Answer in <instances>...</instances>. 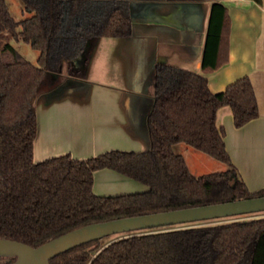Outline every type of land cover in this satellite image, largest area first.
Masks as SVG:
<instances>
[{
	"label": "trees",
	"instance_id": "1",
	"mask_svg": "<svg viewBox=\"0 0 264 264\" xmlns=\"http://www.w3.org/2000/svg\"><path fill=\"white\" fill-rule=\"evenodd\" d=\"M20 1L30 15L16 20L7 1L0 0V34L9 31L38 56L34 64L8 41L0 44V238L37 246L90 222L264 195V187L248 189L226 151L224 129L216 123L223 105L231 108L236 126L257 116L250 79L243 76L212 92L204 75L227 60L229 20L222 2L211 4L202 73L155 66L149 149H112L83 159L64 153L34 161L39 84L47 73H60L64 59L76 57L87 40L129 35L131 13L127 0ZM180 142L223 161L226 168L195 175L174 149ZM104 167L147 189L95 194L93 173ZM151 229L127 232L103 245V238L82 243L55 255L50 264H264V216Z\"/></svg>",
	"mask_w": 264,
	"mask_h": 264
},
{
	"label": "crops",
	"instance_id": "2",
	"mask_svg": "<svg viewBox=\"0 0 264 264\" xmlns=\"http://www.w3.org/2000/svg\"><path fill=\"white\" fill-rule=\"evenodd\" d=\"M139 1L143 3L133 13L130 10L129 35L87 40L84 68L74 69L78 73L62 69L41 82L34 100L33 160L64 153L83 159L112 149H147L146 118L154 96L155 66L164 63L202 73L210 8L220 1L229 20L227 60L204 75L212 92L243 76L250 79L257 116L236 126L231 108L223 105L216 123L224 129L226 151L246 186L252 192L260 190L264 187V0ZM146 189L108 167L93 173L92 190L97 195Z\"/></svg>",
	"mask_w": 264,
	"mask_h": 264
},
{
	"label": "water",
	"instance_id": "3",
	"mask_svg": "<svg viewBox=\"0 0 264 264\" xmlns=\"http://www.w3.org/2000/svg\"><path fill=\"white\" fill-rule=\"evenodd\" d=\"M127 1L132 13L136 5L143 3L139 0ZM88 48L89 42L86 43L76 57L71 59V62L75 64V68H84ZM40 85L41 83L38 86L36 95L39 92ZM153 103L154 96L146 118L149 140L147 149L151 147L148 116ZM258 211H264V195L118 217L84 224L50 238L37 246L9 238H0V256L14 258L9 264H50V259L55 255L107 235Z\"/></svg>",
	"mask_w": 264,
	"mask_h": 264
},
{
	"label": "rangeland",
	"instance_id": "4",
	"mask_svg": "<svg viewBox=\"0 0 264 264\" xmlns=\"http://www.w3.org/2000/svg\"><path fill=\"white\" fill-rule=\"evenodd\" d=\"M6 1H7L8 9L11 15L16 20H20L30 15V13L24 10L23 4L21 3L20 0H6ZM6 41L12 44L23 58L31 61L34 64H37L38 51L36 49H33L27 42L21 39L15 40L14 38H12L10 32L7 30L0 34V44ZM71 68L74 69V64L71 62V60L64 59L63 66H62L63 72H70ZM49 78H50V73H47L45 80H48ZM174 149L176 152L181 153L185 157L190 170L195 175H200V174L207 173L210 171L224 170L226 168V164L223 161L216 159L185 142H180V143L175 144ZM260 216H264V211L238 214V215H232V216H226V217L211 218V219H206V220H201V221L180 223V224H174V225L159 226V227H154L151 230L185 227V226H192V225L213 224V223L226 222V221L237 220V219H248V218L260 217ZM125 233L127 232L115 233V234L104 236L103 241H101L100 245H103L117 237H120Z\"/></svg>",
	"mask_w": 264,
	"mask_h": 264
},
{
	"label": "flooded vegetation",
	"instance_id": "5",
	"mask_svg": "<svg viewBox=\"0 0 264 264\" xmlns=\"http://www.w3.org/2000/svg\"><path fill=\"white\" fill-rule=\"evenodd\" d=\"M129 10H130V7H129ZM87 58V57H86ZM86 61V60H85ZM79 65V64H78ZM74 69H78V68H75V64H74ZM72 68V70H74ZM8 260V258L4 257V256H0V264L6 262ZM2 262V263H1Z\"/></svg>",
	"mask_w": 264,
	"mask_h": 264
}]
</instances>
